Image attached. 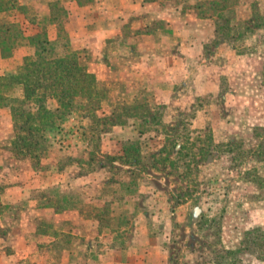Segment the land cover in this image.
Wrapping results in <instances>:
<instances>
[{
    "label": "rangeland",
    "instance_id": "obj_1",
    "mask_svg": "<svg viewBox=\"0 0 264 264\" xmlns=\"http://www.w3.org/2000/svg\"><path fill=\"white\" fill-rule=\"evenodd\" d=\"M23 1L14 22H2L14 35L46 33L48 0ZM249 1L205 2L203 16L219 21L202 29H214L216 38L207 41L200 65L169 71L171 86L119 80L127 64L113 39L112 74L97 83L99 108L89 115L73 109L49 145L31 147V155L13 147L11 124L10 155L19 171L54 177L45 193L38 188L39 204L89 207L101 232L106 227L105 264L132 255L156 264H264V6ZM52 9L65 25L62 7ZM60 36L52 46L64 55L71 50ZM89 60L79 52L81 66ZM82 176L90 179L79 188L74 180ZM91 249L97 259L100 248Z\"/></svg>",
    "mask_w": 264,
    "mask_h": 264
},
{
    "label": "crops",
    "instance_id": "obj_2",
    "mask_svg": "<svg viewBox=\"0 0 264 264\" xmlns=\"http://www.w3.org/2000/svg\"><path fill=\"white\" fill-rule=\"evenodd\" d=\"M206 1L216 6L223 0H91L85 4L77 0H48L42 18L48 22L45 34L50 44L57 45L64 32L71 51L89 54L86 67L97 83L112 74L108 45L115 39L119 41V57L127 64L119 80L130 79L134 86L169 87V71L200 65L207 41L216 38L218 32L214 29L210 34L202 29L203 24L219 21L217 16H203ZM16 2L21 9L26 4L23 0ZM54 4L62 7L65 25L57 19ZM248 4L264 6V0H250ZM19 13L16 9L1 12L0 24L3 18H12L13 23ZM35 35L23 32L11 56L0 55V76L15 73L23 59L35 53L37 47L31 41ZM158 70L165 74L156 75ZM11 124L9 108L0 109V150L4 152L0 157V203L5 207L0 212V264H105L106 227L101 232L100 221L91 217L89 207L39 204L43 189L55 184L54 177L39 176L32 168L19 171L20 161L10 155ZM88 179L76 177L74 183L80 188ZM38 188L42 189L41 194ZM78 193L88 198L83 192ZM41 224L53 229L42 232ZM94 229L97 232L92 235ZM96 245L100 249L97 259H93L89 253ZM110 245L115 243L111 241ZM117 258L124 264H156V259L149 256ZM157 264L164 263L158 258Z\"/></svg>",
    "mask_w": 264,
    "mask_h": 264
},
{
    "label": "trees",
    "instance_id": "obj_3",
    "mask_svg": "<svg viewBox=\"0 0 264 264\" xmlns=\"http://www.w3.org/2000/svg\"><path fill=\"white\" fill-rule=\"evenodd\" d=\"M14 9L21 12L16 0H0V13ZM11 24H0L2 58L10 57L23 37L20 31L12 34ZM31 41L37 47L35 53L25 57L15 73L0 76V109L9 108L11 112L16 130L12 145L19 148L20 154L29 153L37 145L38 150L48 146V137L60 130L73 109H88L89 115V110L99 108L102 100L95 76L79 64V52L55 54L45 33L36 34Z\"/></svg>",
    "mask_w": 264,
    "mask_h": 264
}]
</instances>
